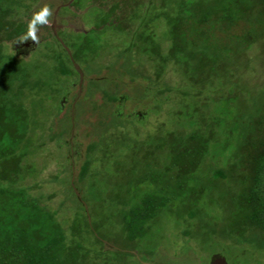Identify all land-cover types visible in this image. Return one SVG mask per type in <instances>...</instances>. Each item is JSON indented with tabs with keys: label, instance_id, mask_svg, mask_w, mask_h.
Instances as JSON below:
<instances>
[{
	"label": "rangeland",
	"instance_id": "obj_1",
	"mask_svg": "<svg viewBox=\"0 0 264 264\" xmlns=\"http://www.w3.org/2000/svg\"><path fill=\"white\" fill-rule=\"evenodd\" d=\"M24 1L32 6V12L55 5L47 25L56 37L37 44L28 39L14 49L8 46L11 53H19L22 73L28 77L21 88V101L32 116L26 160L35 165L36 171L26 176L24 183L29 194L38 197L59 222L67 220L62 224L67 239L77 238L88 249L90 254L78 264H211L219 257L227 264H264V239L258 231L248 229L240 245L235 236L223 234L225 244L237 245L220 248L215 239L220 229L210 227L223 219V209H229L227 214L233 210L229 199L235 190L233 185L225 177L212 182L208 178L209 171L222 168L226 172L234 165L237 151L230 146L226 149L225 144L223 152L211 149L213 152L207 153L197 168L198 173L191 176L196 190L205 187L207 199L216 198L223 204L221 208L205 201L210 216L195 221L185 215L177 223L175 214L172 218L164 216L153 226L152 235L129 241L120 226L119 213L109 207L117 204L111 199L114 194H124L128 182H137L146 167L163 175L159 186L165 185L172 136L186 139L193 131L208 138L210 145L225 138L231 140V125L218 127L212 122L218 115L215 106L223 107L226 97H238L235 110L239 114L258 115L264 89L262 0H232L243 22H254L261 29L244 44L231 41L230 34L224 36L222 31L211 32L210 22L206 23V36L199 35L202 26L189 24L190 17L228 0H115L116 5H108L110 0ZM111 9V23L86 34ZM238 26L234 25L236 32L241 31ZM178 29L184 39H178L172 51L170 32ZM87 38L93 41L89 47ZM186 48H194L202 59L196 74H187L188 66L179 59ZM59 51L70 55L77 73L57 72L53 56L60 55ZM203 51L224 54L223 58L219 56V64L217 59L215 69L209 70ZM74 52L81 53L75 61ZM17 86L14 83L13 90ZM191 120L193 125L188 124ZM161 140L162 147H158ZM91 143L95 148L88 150ZM215 147L220 149L222 145ZM86 160L90 162L89 175L81 183L78 176ZM93 180L105 188L99 201L93 200L89 191L84 194ZM73 191L78 193L73 195ZM83 202L89 226L83 227L81 237H76L79 235L70 225ZM187 227H191L190 233L183 234ZM101 242L105 243L103 248ZM110 249L115 252L109 253Z\"/></svg>",
	"mask_w": 264,
	"mask_h": 264
},
{
	"label": "trees",
	"instance_id": "obj_2",
	"mask_svg": "<svg viewBox=\"0 0 264 264\" xmlns=\"http://www.w3.org/2000/svg\"><path fill=\"white\" fill-rule=\"evenodd\" d=\"M43 1L40 0L38 3ZM228 2L219 6L220 8L207 7L203 12L197 14V17H190L189 24L202 26V32L199 35L206 36L208 33L205 30V27H208L206 23L210 22L211 32L213 29L222 31L224 36L230 34L231 41L244 44L250 38L258 35L261 29L254 26V22L245 24L240 16V9H233L232 0H228ZM115 3V0L107 2L108 5ZM262 6L264 14V0H262ZM54 7L51 8L53 12ZM112 12L114 10H107L103 16L104 19L97 21L86 31L87 33H84L88 34L90 30H99L107 23L110 24ZM33 13L32 6L26 4L24 0H0V264H78L90 254L88 249H85L83 243L73 236V238L67 239L62 227V224L67 220L63 219L59 222L53 211L47 209L38 197L29 194V189L24 183L25 177L36 171L35 165L28 158L26 160V157H29L28 142L31 137L27 133L32 116L28 114L27 107L21 101L23 99L21 88H24L28 83V77L22 73L24 68L18 62L19 53H11L8 46L10 49H14L16 44L26 42H21L20 37L27 33L28 22ZM51 18L52 16L49 19ZM121 22L123 21L119 23L121 24ZM234 25H239L238 27L241 28L238 29L241 31L236 32ZM226 29H230V31L227 32ZM178 30L170 32L172 51L177 48L176 41L184 39V33L180 29ZM234 32L236 33L232 36L231 34ZM37 35L39 42L48 40V37L56 39L48 25L39 26ZM87 39L86 44L89 47L93 41L91 38ZM188 44L185 43V46ZM226 46L231 48L229 43ZM204 48L201 47L202 50ZM192 49L194 48H186L182 58H179L182 63H186L188 66L187 74H196L202 62L199 55ZM6 51L10 54L6 55ZM62 51L64 50L62 49ZM59 52L60 55L55 53L53 56L57 72L63 75L77 73L71 64L70 55ZM203 52L209 70L215 69L217 59L219 64V56L223 58L224 55L223 53L218 55L217 53H208V51ZM225 54L229 56L228 51ZM80 55L81 53L74 52L73 60L80 58ZM14 83H18L17 90H13ZM108 98L115 99L112 96ZM226 98L228 101L224 103L223 107L215 106L214 111L218 115L212 122L218 127L228 128L231 125L233 132L231 140L223 138L224 141L210 145L208 138L193 131L188 134L186 139L182 136H172L165 167V171L169 173L165 185L159 186L163 175L146 167V170L139 174L137 182H128L124 194L117 193L111 198L116 200L117 204L109 207L114 213H119L120 226L124 230L127 240L135 241L149 237L152 235L153 226L158 225L164 216L172 218L171 215L175 214L177 219H174V222L176 223L185 215L196 221L204 215L205 217L210 216L204 208L206 203L213 201L223 208L219 199L206 198L205 187L196 190L191 176L198 173L196 172L197 168L207 153L212 150L223 152L225 145H227L226 149L230 146L232 150L237 151L234 165L229 167L226 172L222 168H215L208 174L210 182L225 177L235 189L229 196L233 210L227 214L229 209H223V219L210 226L211 228L218 226L220 229L215 234L216 242L220 248H227L231 243L238 242L239 244L240 238L248 229L258 231V236L264 239V89L261 96L263 104L258 108L260 112L255 116L253 114L244 116L235 110V103L239 101L238 97L234 96L231 100L230 96ZM193 122L191 120L188 124L193 125ZM162 144L163 140L157 145L162 147ZM217 144L222 147L217 149L215 147ZM94 148V143L87 146L88 150ZM89 165L88 160L82 165L78 176L79 182L82 183L89 175ZM135 170L134 168L133 171ZM228 172L229 174H227ZM141 185L145 188L142 189ZM107 188H109L108 185H106ZM80 190L83 192L82 188ZM103 190L105 188L100 187V182L96 183L93 180L88 182L84 194L86 195L89 191L92 199L99 201ZM204 191L206 192L203 194ZM76 193L78 191H73L72 194ZM79 205L70 225L71 229L77 232L76 235H79L76 237H81L80 232L83 227L89 226L87 205L86 203ZM179 209L183 210V213H180ZM190 229L191 227L185 228L183 234L190 233ZM223 234H226L227 237L235 236L237 242L225 244ZM97 240L101 241L98 236ZM101 243L100 246L103 248L105 243ZM112 251L115 252V249H110L109 253ZM160 251L163 252V250ZM124 252L129 255L134 254Z\"/></svg>",
	"mask_w": 264,
	"mask_h": 264
},
{
	"label": "clouds",
	"instance_id": "obj_3",
	"mask_svg": "<svg viewBox=\"0 0 264 264\" xmlns=\"http://www.w3.org/2000/svg\"><path fill=\"white\" fill-rule=\"evenodd\" d=\"M53 15V10L45 5L32 14L31 19L28 22V30L25 35L20 37L21 42H25L28 39H31L34 42H39V37L37 35L38 27L44 26L49 23V18Z\"/></svg>",
	"mask_w": 264,
	"mask_h": 264
},
{
	"label": "water",
	"instance_id": "obj_4",
	"mask_svg": "<svg viewBox=\"0 0 264 264\" xmlns=\"http://www.w3.org/2000/svg\"><path fill=\"white\" fill-rule=\"evenodd\" d=\"M80 74H81V72H80ZM211 264H227V263L225 262L224 258L219 257V258H216Z\"/></svg>",
	"mask_w": 264,
	"mask_h": 264
}]
</instances>
